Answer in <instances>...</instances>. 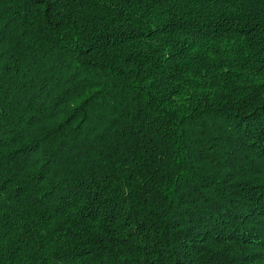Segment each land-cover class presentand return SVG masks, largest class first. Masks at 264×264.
Wrapping results in <instances>:
<instances>
[{
    "label": "trees",
    "instance_id": "obj_1",
    "mask_svg": "<svg viewBox=\"0 0 264 264\" xmlns=\"http://www.w3.org/2000/svg\"><path fill=\"white\" fill-rule=\"evenodd\" d=\"M0 264H264V0H0Z\"/></svg>",
    "mask_w": 264,
    "mask_h": 264
}]
</instances>
